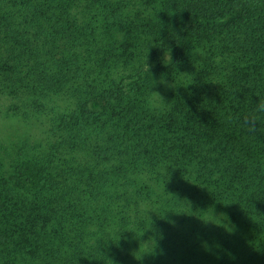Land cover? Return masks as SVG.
<instances>
[{"label": "trees", "instance_id": "obj_1", "mask_svg": "<svg viewBox=\"0 0 264 264\" xmlns=\"http://www.w3.org/2000/svg\"><path fill=\"white\" fill-rule=\"evenodd\" d=\"M0 264H264V0H0Z\"/></svg>", "mask_w": 264, "mask_h": 264}, {"label": "clouds", "instance_id": "obj_2", "mask_svg": "<svg viewBox=\"0 0 264 264\" xmlns=\"http://www.w3.org/2000/svg\"><path fill=\"white\" fill-rule=\"evenodd\" d=\"M161 83H163V81H161Z\"/></svg>", "mask_w": 264, "mask_h": 264}]
</instances>
